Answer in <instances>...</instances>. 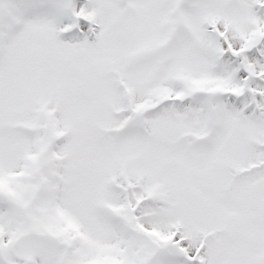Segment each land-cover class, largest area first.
I'll return each mask as SVG.
<instances>
[{
	"label": "snow or ice",
	"instance_id": "1",
	"mask_svg": "<svg viewBox=\"0 0 264 264\" xmlns=\"http://www.w3.org/2000/svg\"><path fill=\"white\" fill-rule=\"evenodd\" d=\"M0 264H264V0H0Z\"/></svg>",
	"mask_w": 264,
	"mask_h": 264
}]
</instances>
